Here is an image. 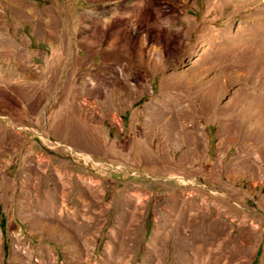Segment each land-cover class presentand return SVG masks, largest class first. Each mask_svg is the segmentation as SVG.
I'll use <instances>...</instances> for the list:
<instances>
[{
    "label": "rangeland",
    "instance_id": "374dc122",
    "mask_svg": "<svg viewBox=\"0 0 264 264\" xmlns=\"http://www.w3.org/2000/svg\"><path fill=\"white\" fill-rule=\"evenodd\" d=\"M0 264H264V0H0Z\"/></svg>",
    "mask_w": 264,
    "mask_h": 264
}]
</instances>
